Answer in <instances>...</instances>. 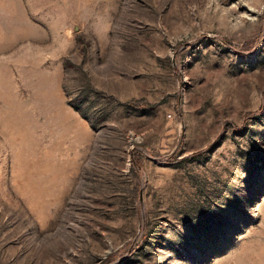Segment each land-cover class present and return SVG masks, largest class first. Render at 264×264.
I'll use <instances>...</instances> for the list:
<instances>
[{"label":"rangeland","instance_id":"1","mask_svg":"<svg viewBox=\"0 0 264 264\" xmlns=\"http://www.w3.org/2000/svg\"><path fill=\"white\" fill-rule=\"evenodd\" d=\"M0 264H264V0H0Z\"/></svg>","mask_w":264,"mask_h":264},{"label":"trees","instance_id":"2","mask_svg":"<svg viewBox=\"0 0 264 264\" xmlns=\"http://www.w3.org/2000/svg\"><path fill=\"white\" fill-rule=\"evenodd\" d=\"M128 105L136 107L135 104H133L132 102H129Z\"/></svg>","mask_w":264,"mask_h":264}]
</instances>
